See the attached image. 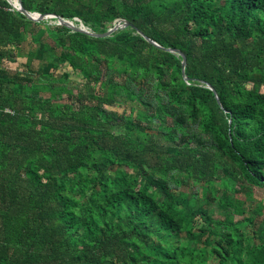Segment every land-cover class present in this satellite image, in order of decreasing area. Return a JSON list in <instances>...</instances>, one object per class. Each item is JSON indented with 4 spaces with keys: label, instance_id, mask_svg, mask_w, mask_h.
<instances>
[{
    "label": "trees",
    "instance_id": "trees-1",
    "mask_svg": "<svg viewBox=\"0 0 264 264\" xmlns=\"http://www.w3.org/2000/svg\"><path fill=\"white\" fill-rule=\"evenodd\" d=\"M20 2L129 25L0 0V264H264V0Z\"/></svg>",
    "mask_w": 264,
    "mask_h": 264
},
{
    "label": "water",
    "instance_id": "water-1",
    "mask_svg": "<svg viewBox=\"0 0 264 264\" xmlns=\"http://www.w3.org/2000/svg\"><path fill=\"white\" fill-rule=\"evenodd\" d=\"M7 1L11 4V6H12V8L14 10H17V11L21 12L28 19H31V20H34V21H40L39 19L32 18L31 16H29V13H32V12L33 13L34 12L35 13H40V12L30 11V10H27V9L23 8L22 5H21L20 0H14V2H13V0H7ZM46 14H50L51 16L55 17L57 19V21H55L56 24H61V25L67 26L71 30L84 32V33H87V34H90V35H94V36H108V35H111L112 32H114L118 28H123V27L129 25V23L127 21L119 20L112 27L108 28L105 32L95 33V32L90 31L87 27H85L83 25V23L78 18H73L72 20H69V19L63 18V17H61V16H59V15H57L55 13L48 12ZM74 21H76L75 22L76 24L73 23ZM152 43H154V42H152ZM154 44H156V43H154ZM167 50L181 56V59H182L181 60V67L183 69L184 65H185V55L181 51H178V50H176L174 48H167ZM206 86L215 93V90L212 88L211 85L207 84Z\"/></svg>",
    "mask_w": 264,
    "mask_h": 264
},
{
    "label": "rangeland",
    "instance_id": "rangeland-1",
    "mask_svg": "<svg viewBox=\"0 0 264 264\" xmlns=\"http://www.w3.org/2000/svg\"><path fill=\"white\" fill-rule=\"evenodd\" d=\"M47 21L49 24L55 23V21H53L52 19H48ZM76 21H74L73 23H75ZM23 48L26 49V46L23 45ZM105 108H107L109 111L111 112H116L118 114H120L122 112V105L121 104H112V105H105ZM252 200H247L245 203V207H251L253 205H255L256 202L260 201V205H261V210H262V214L257 216V220H260L264 217V188L262 187H253L252 188ZM240 198H243V195H239ZM239 215H234V218L237 219L239 218Z\"/></svg>",
    "mask_w": 264,
    "mask_h": 264
},
{
    "label": "crops",
    "instance_id": "crops-1",
    "mask_svg": "<svg viewBox=\"0 0 264 264\" xmlns=\"http://www.w3.org/2000/svg\"><path fill=\"white\" fill-rule=\"evenodd\" d=\"M5 50L10 53V54H14L15 53V49L13 46L11 45H8ZM19 66H18V61L17 59H15V57L13 59H9V58H4L2 60V62L0 63V68L1 69H10V70H13V69H17Z\"/></svg>",
    "mask_w": 264,
    "mask_h": 264
},
{
    "label": "bare ground",
    "instance_id": "bare-ground-1",
    "mask_svg": "<svg viewBox=\"0 0 264 264\" xmlns=\"http://www.w3.org/2000/svg\"><path fill=\"white\" fill-rule=\"evenodd\" d=\"M14 2V0H13ZM29 16H31L32 18H36V19H39V20H43L45 21L46 23L50 22V21H47L48 19H52L53 21H57V19L51 15H45V14H41V13H29Z\"/></svg>",
    "mask_w": 264,
    "mask_h": 264
},
{
    "label": "built area",
    "instance_id": "built-area-1",
    "mask_svg": "<svg viewBox=\"0 0 264 264\" xmlns=\"http://www.w3.org/2000/svg\"><path fill=\"white\" fill-rule=\"evenodd\" d=\"M119 21V20H118ZM5 111H7V112H12L10 109H8V108H5L4 109Z\"/></svg>",
    "mask_w": 264,
    "mask_h": 264
}]
</instances>
